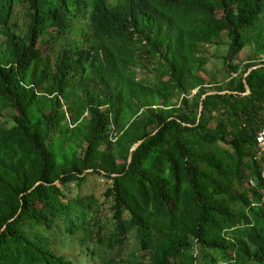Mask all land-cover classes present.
Returning a JSON list of instances; mask_svg holds the SVG:
<instances>
[{
  "label": "trees",
  "instance_id": "obj_1",
  "mask_svg": "<svg viewBox=\"0 0 264 264\" xmlns=\"http://www.w3.org/2000/svg\"><path fill=\"white\" fill-rule=\"evenodd\" d=\"M6 109L0 264H264V0H0Z\"/></svg>",
  "mask_w": 264,
  "mask_h": 264
},
{
  "label": "rangeland",
  "instance_id": "obj_2",
  "mask_svg": "<svg viewBox=\"0 0 264 264\" xmlns=\"http://www.w3.org/2000/svg\"><path fill=\"white\" fill-rule=\"evenodd\" d=\"M80 25L75 23V26H73V29L70 33L71 39H77L80 31H78V27ZM255 34V32L252 33V36ZM254 50V45L247 46L244 51L240 54L239 59L236 60L234 63H237L239 65H242V61L246 60L248 55L252 53ZM220 54L225 53V50H221L219 52ZM214 65L218 66L217 69H219L220 74L223 78L227 76L228 74L224 72V66H223V60L217 59L212 63H209L208 68L213 69ZM143 74L141 73L140 76ZM196 91H194L195 93ZM14 113L11 109H6L2 111V116L0 117V125L9 127L11 125L10 116H12ZM97 182L95 180L92 181L91 184H89L85 188L86 194L95 193L96 197L100 195V192L102 190V187L97 185V188L94 189V185H96ZM98 206V205H97ZM81 235L79 232L77 234V237L75 239V243L70 245L68 249L62 250L63 252H59L66 256H71L76 262V264H135L139 261V247L136 242V240L133 237L129 238V241L127 243V246L125 248L117 249L115 247H112V245L109 242H106L104 247H99L96 251V255H94V260L89 261L86 259V254L83 252L78 243V237ZM90 247L92 246L91 242H89Z\"/></svg>",
  "mask_w": 264,
  "mask_h": 264
},
{
  "label": "water",
  "instance_id": "obj_3",
  "mask_svg": "<svg viewBox=\"0 0 264 264\" xmlns=\"http://www.w3.org/2000/svg\"><path fill=\"white\" fill-rule=\"evenodd\" d=\"M259 67H261V66H259ZM256 68H258V67H254V68H252V69H250L247 73H246V76L253 70V69H256ZM246 89H247V92L246 93H243V95H247V94H249L250 92H251V90H250V87H249V85L248 84H246ZM217 94H220V95H224V94H237L236 92H233V91H221V92H219V91H214V92H209V93H207L206 95H204L203 96V99H205L207 96H209V95H217ZM199 117L201 116V114H202V111H203V105L201 104V106H200V109H199ZM141 143H142V141L141 142H139L138 144H136L135 146H133V148L131 149V152H135L138 148H139V146L141 145ZM131 161H132V157L130 156L129 157V164L131 163Z\"/></svg>",
  "mask_w": 264,
  "mask_h": 264
},
{
  "label": "built area",
  "instance_id": "obj_4",
  "mask_svg": "<svg viewBox=\"0 0 264 264\" xmlns=\"http://www.w3.org/2000/svg\"><path fill=\"white\" fill-rule=\"evenodd\" d=\"M256 145L258 148V158L264 157V127L261 128L256 135Z\"/></svg>",
  "mask_w": 264,
  "mask_h": 264
}]
</instances>
